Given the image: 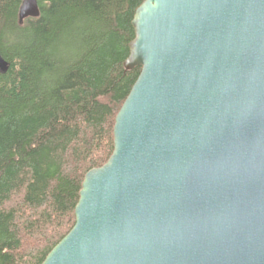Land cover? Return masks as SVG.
<instances>
[{
  "label": "water",
  "instance_id": "obj_1",
  "mask_svg": "<svg viewBox=\"0 0 264 264\" xmlns=\"http://www.w3.org/2000/svg\"><path fill=\"white\" fill-rule=\"evenodd\" d=\"M131 24L112 153L41 264H264V0H144Z\"/></svg>",
  "mask_w": 264,
  "mask_h": 264
},
{
  "label": "trees",
  "instance_id": "obj_2",
  "mask_svg": "<svg viewBox=\"0 0 264 264\" xmlns=\"http://www.w3.org/2000/svg\"><path fill=\"white\" fill-rule=\"evenodd\" d=\"M0 0V264H41L74 224L84 175L113 150L140 67L123 63L144 0Z\"/></svg>",
  "mask_w": 264,
  "mask_h": 264
}]
</instances>
